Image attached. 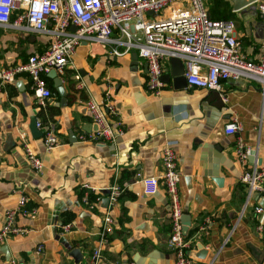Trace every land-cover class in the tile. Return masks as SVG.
I'll list each match as a JSON object with an SVG mask.
<instances>
[{
  "label": "crops",
  "instance_id": "1",
  "mask_svg": "<svg viewBox=\"0 0 264 264\" xmlns=\"http://www.w3.org/2000/svg\"><path fill=\"white\" fill-rule=\"evenodd\" d=\"M234 3L205 0L209 13L218 15L215 19L235 22L243 53L257 61L264 33L257 4L234 10ZM48 39L46 34L0 28V68L42 51ZM132 52L117 56L110 45L82 42L71 62L57 72L66 93L64 107L56 105L59 93H52L45 107H39L25 75L16 79L24 91L15 81L11 96L7 89L0 93V228L4 210L16 204L20 191L35 210L33 216L17 217L24 231L0 245L5 247L0 248V264H90L108 211L112 232L98 264H174L175 253L168 244L169 197L163 184L147 195L140 182L142 176L162 173L161 150L166 142H172L177 154L179 207L188 215L183 218L189 224L186 253L193 264H264V234L256 228L254 212V205H262L264 198L253 194L239 217L246 193L239 180L244 167L234 152L236 135L224 132L225 124L236 118L240 137L264 167V97L258 83L223 81L217 90L224 103L221 108L212 105L213 89L176 88L172 77L156 95L145 87V61L138 57L133 63ZM169 59L163 60V74L171 73ZM107 94L116 108L108 118L112 124L120 122L123 132L113 142L80 141V135L96 131L86 100L104 102ZM40 120L55 124L61 145L45 149L43 132L36 126ZM70 132L76 141L69 140ZM9 138L14 145L8 146ZM26 148L42 159L40 172L33 170ZM248 164L254 163L248 160ZM114 183L124 191L115 204L108 201L105 206L104 191ZM89 192L97 195L93 203L84 202ZM64 211L75 214L65 223L70 224L66 230ZM72 248L82 255L79 262L69 255Z\"/></svg>",
  "mask_w": 264,
  "mask_h": 264
},
{
  "label": "built area",
  "instance_id": "2",
  "mask_svg": "<svg viewBox=\"0 0 264 264\" xmlns=\"http://www.w3.org/2000/svg\"><path fill=\"white\" fill-rule=\"evenodd\" d=\"M255 2L264 31V0ZM0 28L48 35V43L42 51L30 54L23 62L0 68V93L6 92L8 83H14L19 76L25 75L38 106L43 108L52 92L42 76L51 70L63 71L82 42L110 45L111 53L117 56L135 51L147 64L145 87L156 95L163 87V60L174 57L185 65L184 77L188 87L220 91L223 81L248 79L258 83L264 97V33L259 59L253 61L242 51L235 22L212 18L205 0H0ZM85 108L96 125V131L80 135V141L113 142L123 132L120 122L112 124L108 118L109 114L116 112L108 94L104 102L87 99ZM36 126L43 132L46 150L61 145L52 121L40 120ZM241 129L236 118L224 126L226 134L236 135L234 152L244 167L239 180L246 186V193L239 217L244 215L253 194L264 198V167L257 164L256 157L254 164H248L253 149L243 142ZM26 156L33 170L40 172L42 159L28 148ZM161 159L162 173L142 176L140 182L147 195L156 193L159 185L163 184L170 201L168 244L175 253L174 264H193L186 253L189 242L182 230L177 154L172 142L163 145ZM108 190L109 203L113 205L124 188L114 183ZM27 202V195L20 191L16 204L4 210L0 245L10 235L24 231L17 225V217L35 213ZM84 202L88 203L87 198ZM254 212L257 215L256 228L264 234V206L257 203ZM69 226L65 224L63 229ZM112 226L113 217L108 211L103 216L100 239L90 264H98L100 251L107 242V235L112 232Z\"/></svg>",
  "mask_w": 264,
  "mask_h": 264
},
{
  "label": "water",
  "instance_id": "3",
  "mask_svg": "<svg viewBox=\"0 0 264 264\" xmlns=\"http://www.w3.org/2000/svg\"><path fill=\"white\" fill-rule=\"evenodd\" d=\"M254 2H255V0H235V3L233 5V9L234 10H239L243 6H246V5L254 3ZM131 58L133 60V63L136 64L137 60H138V55H137V53L135 51L132 52ZM169 63H170V66H171V73L170 74H163L161 76V80L163 82L164 81H169L170 77H172V82H173V84H174V86L176 88H180V87H183L184 85H186V80H185V77H184V72H185L184 63L181 60H179L178 58H174V57H171L169 59ZM144 67H145L146 71H148L146 63L144 65ZM47 76L53 80L54 87H55L56 91L59 93V95H61V99L56 105L64 107L66 105V96H65L66 93H65L64 86L62 85V81H61L60 77L58 76V73L55 70H51V71H49L47 73ZM15 85L18 87L19 90L24 91L25 86H24V84L21 81H16ZM209 97L212 99V105L214 107L221 108L223 106L224 103L222 101V96H221V93L219 91L212 90L210 95H209ZM32 130L34 132H36V128L34 126V122H33ZM70 134H71V138L69 140L71 142L76 141L77 138L75 137V135H73L72 132H70ZM10 142H11V144H10ZM7 144H8V146H12V145H14V142L9 138ZM248 160L251 163H253L255 161L254 150L251 152V155L249 156ZM256 161H257L258 165L262 164V159L256 158ZM186 180L188 181V179H186ZM104 192L108 193L109 190H107V191L105 190ZM108 201H109V198H108V196H106L103 199V203H104L105 206L108 204ZM262 206H264V200L262 201ZM185 216L187 218L188 215L182 214V217H181L182 223H183V218H185ZM188 225H189L188 222L187 223H183L182 230H183L184 234H186V231L188 229ZM0 248L2 250L5 249L4 246H0ZM203 254H204V252L201 251V256L202 257H203ZM69 255L73 257L75 262H79L81 260V258H82V255L80 254V251L77 248H72L69 251ZM124 264H127V263H124Z\"/></svg>",
  "mask_w": 264,
  "mask_h": 264
},
{
  "label": "trees",
  "instance_id": "4",
  "mask_svg": "<svg viewBox=\"0 0 264 264\" xmlns=\"http://www.w3.org/2000/svg\"><path fill=\"white\" fill-rule=\"evenodd\" d=\"M216 11H218V10L216 9ZM210 15L212 16V18H216L218 16V15L213 14V10L210 11ZM42 78L46 81V84H47L48 88L51 90V92L52 93H55L56 95H58V92L56 91L55 87L53 86L52 79L49 78L46 74H44L42 76ZM6 89L8 90V92H9V94L11 96V94H13L12 90L15 89V87H14L13 83H8L6 85ZM40 115L43 116V111L42 110H40ZM83 195H84V190L79 191L78 198L80 199V201L82 200ZM96 199H97V195L96 194H94L92 192H89L88 193V201L89 202L93 203ZM74 217H75V214L73 212L64 211L61 214L62 223L63 224L68 223L69 221H71L72 219H74Z\"/></svg>",
  "mask_w": 264,
  "mask_h": 264
},
{
  "label": "rangeland",
  "instance_id": "5",
  "mask_svg": "<svg viewBox=\"0 0 264 264\" xmlns=\"http://www.w3.org/2000/svg\"><path fill=\"white\" fill-rule=\"evenodd\" d=\"M208 3H210V0H208ZM222 12V11H221ZM161 13H164V11H162ZM220 14V13H219Z\"/></svg>",
  "mask_w": 264,
  "mask_h": 264
}]
</instances>
